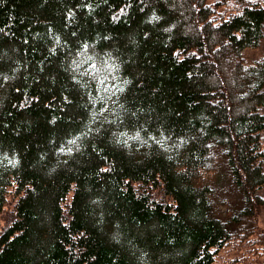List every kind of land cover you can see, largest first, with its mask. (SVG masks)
<instances>
[{"label": "trees", "instance_id": "trees-1", "mask_svg": "<svg viewBox=\"0 0 264 264\" xmlns=\"http://www.w3.org/2000/svg\"><path fill=\"white\" fill-rule=\"evenodd\" d=\"M175 1L0 0V264H264V0Z\"/></svg>", "mask_w": 264, "mask_h": 264}, {"label": "rangeland", "instance_id": "rangeland-1", "mask_svg": "<svg viewBox=\"0 0 264 264\" xmlns=\"http://www.w3.org/2000/svg\"><path fill=\"white\" fill-rule=\"evenodd\" d=\"M177 1H175L174 4L178 3ZM209 1L212 2L213 8L218 5V0ZM216 13L218 14V11ZM244 55L248 63L261 58L264 55V38L257 48H247ZM261 110L264 112V107H262ZM259 193L264 195V187L259 190ZM260 222L264 227V208L261 210ZM220 257L222 258L221 261H223V264H261L263 261L262 257L258 256V253L255 251V246L252 244L249 245V243L231 242L229 246L223 249Z\"/></svg>", "mask_w": 264, "mask_h": 264}, {"label": "bare ground", "instance_id": "bare-ground-1", "mask_svg": "<svg viewBox=\"0 0 264 264\" xmlns=\"http://www.w3.org/2000/svg\"><path fill=\"white\" fill-rule=\"evenodd\" d=\"M69 199V198H68Z\"/></svg>", "mask_w": 264, "mask_h": 264}]
</instances>
